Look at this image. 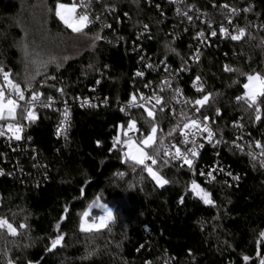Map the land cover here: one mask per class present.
<instances>
[{
	"label": "trees",
	"instance_id": "obj_1",
	"mask_svg": "<svg viewBox=\"0 0 264 264\" xmlns=\"http://www.w3.org/2000/svg\"><path fill=\"white\" fill-rule=\"evenodd\" d=\"M56 3L0 0V67L22 89L31 85L26 98L35 90L41 100H66L70 108L63 138L54 137L58 113L52 108L33 109L37 119L30 121L25 142L8 146L0 138V217L18 231L11 235L0 229V264H260L264 167L249 153L257 141L264 146V97L251 107V101L236 97L244 94L247 80L241 73L264 76V0H185V14L167 0H88L98 22L80 33L55 15ZM227 18L235 24V35L244 30L241 39L209 37L201 44L207 24ZM142 28L146 34L139 41ZM52 38L53 52L46 47ZM29 39L41 46L42 63L53 57L46 66L26 63L23 50L28 52ZM195 50L199 54L192 63ZM141 52L178 72L174 86L181 85L191 99L207 95L209 100L196 114L187 107L161 111L154 104L148 108L154 119L143 107L126 106L152 76L135 78ZM226 65L238 71H226ZM2 81L0 76V86ZM85 97L96 98L97 106H79L77 100ZM205 117L225 137L219 158L239 174L237 185L203 183L196 167L162 154V146L177 139L187 121ZM129 119L138 129L129 135L137 141L156 125V140L146 151L157 164L146 163L159 168L166 185L158 186L142 166L124 162L119 145L109 151L118 128L127 129ZM238 121L246 135L236 144ZM214 156L213 149H204L201 160L208 164ZM192 180L210 193L213 204L193 195ZM97 197L115 207L114 222L100 231L81 232L79 214ZM57 234L64 239L48 252Z\"/></svg>",
	"mask_w": 264,
	"mask_h": 264
},
{
	"label": "snow or ice",
	"instance_id": "obj_2",
	"mask_svg": "<svg viewBox=\"0 0 264 264\" xmlns=\"http://www.w3.org/2000/svg\"><path fill=\"white\" fill-rule=\"evenodd\" d=\"M88 7L89 4L86 2V0H81V3L79 5L75 3V0H73V3L71 4H63L60 3L59 0H57V3L55 5V15L67 28L71 29L73 33H80L85 29V27L88 24H91L92 21L90 20L87 12H78L77 9L78 8L86 9ZM222 7H227V5H222ZM220 32L224 34L226 33V29L221 27ZM244 34H245L244 30L241 29L239 35H233L231 38L233 40H239ZM212 35H215V33L213 32ZM96 38L99 39L100 37L97 35ZM225 70L238 71L229 68L227 65L225 66ZM241 75H247L248 82L243 84V88L245 89L244 94L242 96H237L236 99L239 101V100H244L246 98L248 101H251V104L249 105L251 107L252 105L257 103L258 96L264 97V76H261L258 73L256 74L241 73ZM0 76H2L4 80V86H0V121H4V120L14 121L16 119L17 108L19 107L18 100L25 101L29 105V107L26 109L27 116L25 118L28 119L29 121L36 120L37 116L35 111H33L32 106H34L38 101H40L41 94L35 90H32V96L30 98H26L25 91L30 89L31 85L26 83L25 88L22 89L18 83L13 82V80L9 78L10 73L5 72L2 67H0ZM198 79L199 77H197V80ZM165 83H167V81H165ZM5 86L8 90V95L5 94ZM197 90L202 91V89H197ZM57 91H62V90L58 89ZM176 91L179 92V89H177ZM13 96H15L17 99H13L12 98ZM154 98L156 99L157 104L161 103V98L159 97H154ZM140 99L144 100L146 98L141 96ZM147 99H151V98H147ZM48 100L49 102H51L52 98L49 97ZM135 100L136 97L133 96L129 101V105L132 106ZM208 100H209V96L206 95L203 97V99L196 100L195 104L203 105ZM84 103H88V101L85 100ZM43 106L48 107L49 104H45ZM135 106L144 107V105L142 104H136ZM160 110L163 111V109ZM121 111H124V109L122 108ZM145 111L147 112L148 117L154 119L153 111L149 110L146 107H145ZM259 112L260 109L259 107H257V113ZM68 119H69V113L67 111V108H65V111L63 113V119L60 121V124L56 129L57 135L62 134V130L66 132ZM256 119L257 120L260 119L259 114H257ZM205 120H207V117H205ZM184 127L186 129L189 127L198 129L200 125L196 120H191L190 124H185ZM6 128L7 131L10 132L16 140L21 139V131H22L21 126L9 122L6 125ZM130 131L132 132L138 131L136 127V123L132 119H129L128 128L123 131V135L125 139H123V141L121 142L120 134L118 133L117 136L113 138L112 148H110L109 151H112L113 149H117L118 145L122 144L123 148H126V151H121V159L124 160V162L131 161L135 166H142L143 170L147 172V174L156 182L158 186L162 187L167 183H169V181L164 179L161 175H159L156 171H154L153 168L148 163H146V161L150 160L152 165L157 164V160L153 156L149 155L148 151H146V149L154 145V142L156 140L155 137V133L157 132L156 125L153 123L149 134L146 137L139 139L138 142L129 135ZM203 131L208 132L209 138L212 137V132L207 127H205ZM3 135H5V126L0 125V136ZM256 143H257V147L261 148V155L264 156V146H261L259 141H257ZM237 147H239V145H237ZM189 151L191 156L194 157L197 155L196 151L194 150H189ZM158 154L159 152H157V155ZM164 155L168 156L170 155V153L167 150H165ZM249 155L253 159H255V157L252 156V153H249ZM181 156L183 158V163L187 164L191 168L193 164L192 160L189 159L188 154H182L179 148H176L175 155L172 156V159L176 160ZM165 163H167V161H165ZM261 166L264 167V160H261ZM136 170H137L136 167L132 168V171H136ZM115 175L122 177L124 173L118 172ZM201 175H203V173H201ZM209 176L211 177V173H209ZM234 179L237 178L234 177ZM189 188L191 189L193 195L198 196L205 204L210 205L214 203L210 198V193L207 192L205 189L201 188L200 185H198L195 180H192L190 182ZM83 192L84 189H81L82 194ZM182 199L183 198H181V202ZM92 207L103 209V214L99 215L98 217H95L93 221L89 223L88 220H86V217L89 216V209H91ZM64 212L65 213L69 212L68 207H65ZM79 218H80V223H79L80 231L84 233H90L92 231H100L102 229L107 228L109 223L114 222V213L113 210L107 204L100 203L99 198L97 197L96 200L90 203L88 207L82 213L79 214ZM63 220H65V216H61V221ZM24 227H25L24 224L20 225V228H24ZM56 227H59V225H57ZM4 228H6L8 232L12 235L17 234L16 228L11 223H9L5 218L0 217V229H4ZM260 236L264 238V231L260 233ZM63 239H64L63 234H57L56 238L51 242V249H54L57 245L61 244ZM248 259L249 257L247 256L244 257L245 261H248ZM9 264H12V262L9 261ZM146 264H150V262H146ZM260 264H264V259L260 260Z\"/></svg>",
	"mask_w": 264,
	"mask_h": 264
},
{
	"label": "built area",
	"instance_id": "obj_3",
	"mask_svg": "<svg viewBox=\"0 0 264 264\" xmlns=\"http://www.w3.org/2000/svg\"><path fill=\"white\" fill-rule=\"evenodd\" d=\"M88 0H86L87 2ZM173 6V9L178 11H181V14H185L184 11L181 9L184 6L185 0H167ZM73 2V0H71ZM75 3L79 5L81 3V0H75ZM78 12H87L90 20L92 21L91 24L97 23L98 19L93 16L91 10L88 8H78ZM201 22H205L204 18H201ZM221 27L226 29V33L222 34L220 32ZM236 27L235 24L232 22L230 18L225 19L223 23H214L209 22L206 26V29L204 32H202V35L199 37L201 44H203L209 37L215 38L218 37L220 39H232L231 37L235 35ZM215 33V35H212V33ZM145 30L142 28L137 33V40H141L145 36ZM136 49H141L139 45L135 47ZM199 54V50H195L194 54L190 57V62H194L196 60V57ZM139 60L142 63L138 70L135 73V78L137 79H144L147 78L148 75L149 78H147V82L144 83L142 89H137L135 93H132L130 96V99L135 96L136 100L133 102L132 106L129 105V101L126 103V106L133 107L136 104H142L144 105L143 108H150L156 103V99L154 97L161 98V109L163 111L170 110L173 111L178 107H187L189 111L193 114H196L199 109L200 105L195 104L196 100L191 99L190 96H188L184 90V88L179 86H174L176 83V77L178 75V72L172 73L171 68L167 65H164V63H156V61H153L150 59V57H147L144 52H141L139 55ZM167 81V83H165ZM4 86V80L2 81V85ZM179 89V92L176 90ZM5 94L8 95V90L5 86ZM170 95V96H169ZM143 96L146 99L141 100L140 97ZM171 97L167 99V97ZM14 99V96L12 97ZM151 98V99H147ZM87 100L88 103H84V101ZM19 101V100H18ZM79 106H97L98 100L96 98L90 99L88 97L85 98H79L77 100ZM105 102H101V104H104ZM49 104L48 107H45L43 105ZM155 106V105H154ZM29 107V105L26 103L24 105V115L22 118V121L20 122L19 126H21V139L16 140L14 136L10 132L7 131V128L5 127V135L0 136L8 146H11L13 143H23L28 138V132L30 130V121L26 119L27 111L26 109ZM136 107V106H135ZM156 107V106H155ZM33 109L35 108H52L54 111L58 113V120L54 128V137L56 138H63L66 134L64 130H62V134L57 135L56 129L60 124V121L63 119V113L65 111V108H67V111L69 113L70 118V108L69 103L66 100L62 101H56L52 98V101L49 102V100L43 101L40 99L34 106H32ZM196 120L200 127L197 128H185L183 126L181 133L177 139H173L169 142H166L162 146V154L164 155V151L167 150L170 155L165 156L173 163L177 164H184L182 156L177 158L176 160L172 159V156L175 155L176 148H179L182 154H188L189 159L192 160L193 164L192 167H196L198 170V175L203 183H214V182H221L224 185L227 186H233L237 185V183L240 181V176L238 173H234L232 169L229 168L228 165H225L219 158L220 155V149L222 148L223 144L225 143V137L216 131L213 122L211 120L207 119H191ZM187 121L186 124H190V121ZM69 119L67 122V128H68ZM1 125V124H0ZM185 125V124H184ZM207 127L212 132V137H208V132L203 131V129ZM235 132H234V143H238L240 140H243L244 136L246 135L245 129L240 121L236 122L234 124ZM67 131V129H66ZM119 149L121 151H125L126 148H123V146L119 145ZM204 149H213L215 156L213 157L212 161L208 164L203 163L201 160V154L204 151ZM189 150H194L197 152L196 156H191ZM252 156L255 157V159L261 161L262 155H261V148L256 147L252 152ZM203 173V175H201ZM209 173H211V177L209 176ZM214 177V179H213ZM236 177L237 179H234ZM184 195L180 197L183 198Z\"/></svg>",
	"mask_w": 264,
	"mask_h": 264
},
{
	"label": "rangeland",
	"instance_id": "obj_4",
	"mask_svg": "<svg viewBox=\"0 0 264 264\" xmlns=\"http://www.w3.org/2000/svg\"><path fill=\"white\" fill-rule=\"evenodd\" d=\"M71 3H73V2H70V3H63V4H71ZM30 41L27 43V45H26V48H27V50H28V52L26 51V49L24 48V50H23V52H25V55H24V57H25V59H26V63H31L34 67H36V68H38V67H40V66H46L49 62H51V59L53 58V57H50L49 55H48V60L47 59H45V60H47V61H45V63H42V61H44V60H42L41 58H42V56H41V53L39 52V49H41V46H39L37 43H35L36 41H31V39H29ZM49 41H50V43H49V45L48 46H46L47 48H48V50H50L51 52H53V50H54V48H55V46H56V41H55V38H52V39H49ZM72 42H76L77 40L76 39H74V40H71ZM47 45V44H46ZM76 45V43L74 44L73 43V46H75ZM46 49V48H45ZM28 57H29V60H28ZM34 59V60H33ZM38 60H40L41 62H39ZM34 61H36V62H34ZM28 63V64H29ZM38 64H40V65H38ZM36 70V69H35ZM11 79V78H10ZM14 82V81H13ZM248 81L246 80V83H247ZM244 92H245V89H244ZM24 103H22L23 105H25L26 104V102L25 101H23ZM23 115H24V111L19 107V108H17V113H16V119L14 120V121H8V120H4L3 122H4V126L6 127V125H7V123H9V122H11V123H14V124H17V125H19L20 124V122L22 121V118H23ZM124 130H126V129H124ZM121 127L120 128H118V132H117V134L119 133L120 134V139H121V137H124V135H123V131H124ZM117 134H116V136H117ZM156 135V134H155ZM146 137V136H145ZM134 139V138H133ZM138 142V141H137ZM121 146H122V144H121ZM125 151H126V149H125ZM157 169H159V168H157ZM157 169H154L153 168V170L154 171H158ZM158 173V172H157ZM154 181V180H153ZM155 182V181H154ZM156 183V182H155ZM97 199V198H96ZM95 199V200H96ZM94 201V200H93ZM92 201V202H93ZM91 202V203H92ZM99 202L100 203H102V204H105L104 202H102V201H100L99 200ZM108 205V204H107ZM112 210H113V213H115V207H113V206H111V205H108ZM103 214V209H101V208H97V207H92L91 209H89V216L88 217H86V220H88V222L89 223H91L92 221H93V219L95 218V217H98L99 215H102ZM5 218V217H4ZM114 218H115V216H114ZM8 222H9V220L7 219V218H5ZM10 223V222H9ZM4 229H6V228H4ZM7 230V229H6ZM8 231V230H7ZM18 232V231H17ZM12 235V234H11ZM7 264H9V263H7Z\"/></svg>",
	"mask_w": 264,
	"mask_h": 264
},
{
	"label": "water",
	"instance_id": "obj_5",
	"mask_svg": "<svg viewBox=\"0 0 264 264\" xmlns=\"http://www.w3.org/2000/svg\"><path fill=\"white\" fill-rule=\"evenodd\" d=\"M198 185H200L199 183H197ZM200 187L202 188V186L200 185ZM58 247V245L54 248V249H51V250H48V252H51V251H54L56 248Z\"/></svg>",
	"mask_w": 264,
	"mask_h": 264
}]
</instances>
